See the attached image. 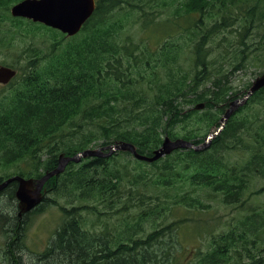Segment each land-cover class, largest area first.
<instances>
[{
    "label": "trees",
    "instance_id": "16d2710c",
    "mask_svg": "<svg viewBox=\"0 0 264 264\" xmlns=\"http://www.w3.org/2000/svg\"><path fill=\"white\" fill-rule=\"evenodd\" d=\"M19 1L0 0V11L21 27L50 32L51 39L43 47H27L22 63L16 69L7 64L17 71V77L8 94L0 97V168L7 169L16 165L17 173L13 175L36 179L56 168L59 155L72 157L98 142V145L128 142L136 147L138 153L151 155L166 136L170 139L183 138L195 144L202 140L205 135L201 130L202 124H209L207 119L199 120L198 124L199 121L190 118L187 122L179 123L180 127L175 129L177 122L184 119V104L188 106L194 102L190 98L196 93L192 89L194 84L188 85L190 92L181 96H178V92L171 93L169 89L165 93L159 92L156 94L159 108L153 111L141 109L144 94L148 89L149 92L155 89L163 78L155 70H164L169 80H179L170 72L168 66L172 61L167 57L164 62L152 67L150 76L152 81L157 76L155 83L139 92L137 86L143 72L131 66L135 58L128 53L123 31L125 28H116L114 19L107 21L105 17L109 11L122 10L120 3L124 0L97 1L95 11L78 34L80 36L71 38L43 25L11 18L9 7ZM136 1H142L143 4L145 0ZM225 1L182 0L174 10V18L178 20L183 15L192 14L197 16L199 21L197 25L193 24L192 29L207 26L208 32L205 35L212 41L208 45H212L216 39L211 34L215 36L230 25L225 21V16L221 21L201 19L210 8L220 13L225 8ZM240 1L248 4V15L237 17L241 21L238 19L236 27L230 28H235L234 36L242 40L251 19L264 21V11L249 15L250 11L257 9L256 1ZM215 2L219 5H213ZM232 2L228 0L229 4ZM124 4L129 5L126 2ZM13 32L10 28L4 30L7 36ZM21 32L22 28L17 31V35L21 36ZM90 32L93 34L89 37ZM112 32H116L122 41L116 39ZM202 36L199 35V38ZM111 37L118 40V43L110 41ZM204 45L205 38H202L197 42L191 41L188 46V51H193L191 61L195 65L198 64ZM119 51H122V55H116ZM125 56L131 59L125 62ZM149 63V60L145 61V64ZM234 65L231 64L232 71L237 69ZM216 89V92L208 91L210 95L206 100L197 102L204 103V108L216 104L215 120L218 122L219 113L223 114L233 94H229L226 88ZM262 92L264 89L259 93ZM176 100L183 103L176 106ZM241 114L232 115L223 130L213 138L209 148L203 151L178 150L151 164L133 160L129 153L124 152L115 153L109 158L87 157L82 158L78 164L69 163L66 172L50 178L43 186L47 193L57 194V199L64 202L60 208L64 220L53 234L50 251L56 249L63 254H77L72 264H151L153 261L148 258V253L153 256L157 243L161 244L159 239L165 233L160 225L171 217L168 195H172V179L180 176L183 169L190 171L184 178L209 187L211 192L223 197L224 203L232 202L235 206L243 207L241 197L245 181L242 175L251 178L264 167V141L258 140L259 133L252 134L254 125L259 122V130L264 136V115ZM239 133L241 135L232 141ZM62 137H66V140ZM251 137L261 144L260 150L258 145L248 148L257 144ZM229 145L232 149L228 155H240L234 150L240 147L248 158L250 156V163L239 175L237 164H230L229 168L224 165ZM178 161L184 164L180 165ZM9 177H0V182ZM133 188L138 189L140 194L136 203L128 198ZM15 190L16 186L11 183L2 193L7 191L11 194L10 200L14 201ZM42 201L47 202L44 198ZM81 209L92 215L104 214L106 218L99 231L84 227V221L79 219L78 214ZM123 213L131 214L134 223L124 224L120 218L110 221V217L121 216ZM115 222L119 226L116 231ZM147 224L158 225L148 231ZM89 232L98 234L91 235ZM70 242L74 244L73 251ZM221 243L225 245L223 249ZM221 243L217 247L213 245L210 255L217 259L207 264H226L238 256L237 251L230 255V251L235 248L233 238L225 236ZM157 259L155 264H159ZM114 260L116 262H112ZM248 264H264V260L250 261Z\"/></svg>",
    "mask_w": 264,
    "mask_h": 264
},
{
    "label": "rangeland",
    "instance_id": "374dc122",
    "mask_svg": "<svg viewBox=\"0 0 264 264\" xmlns=\"http://www.w3.org/2000/svg\"><path fill=\"white\" fill-rule=\"evenodd\" d=\"M181 1L145 0L141 4L142 1L124 0L120 3V6L123 7L122 10L109 11L105 16L107 21L114 19L116 28L126 29L123 31L128 53H131L135 58V62L131 66L134 65L136 71L143 72V77L139 79L137 86L139 92H142V88H148L155 83L157 76L155 75L153 81L150 76L155 64L164 62L167 57L172 61L168 67L179 82L169 80L164 70L160 68H158L160 70H155L159 76L163 75V78L155 89L151 92L148 89L144 94L142 110L153 111L159 108L160 104L156 100L157 93H165L169 89L171 93L178 92V96H181L189 93L191 88H188V85L193 84L192 89L196 91L190 96L194 100L193 105L197 101L206 100L210 95L208 91L216 92V87L228 89L229 94H233L230 101L244 95L249 83L251 84L264 70V38L262 37L264 21L259 18L251 19V24L245 31L242 40L234 36L235 28H230V26L236 27L235 24L242 15H248L246 14L249 10H247L248 4L240 0H233L229 4L226 0L225 8L220 13L210 8V11L201 20L213 18L209 22L221 21V18L225 16V21L230 26L215 36L211 34L212 38L216 40L212 45H208L212 41L205 35L208 32L207 26L202 25L192 29L193 24L197 25L199 21L197 16L194 14L183 15L179 17L178 21L174 18V10ZM255 1L257 9L253 12L250 11L249 15L264 11V0ZM125 2L129 5L124 4ZM213 5L218 6L219 3L215 2ZM0 19L2 20L0 23V65L8 64L16 69L22 63V56L27 47H43L51 39L50 32L44 29L21 27L9 20L3 11H0ZM6 28L14 30L12 35L7 36L4 33ZM21 28V36H18L17 31ZM112 33L116 39L122 41L116 32ZM92 34L93 32H90L88 36L90 37ZM199 35L203 36L199 38ZM202 38H205L204 49L198 59V64L195 65L191 61L193 51H188V46L191 41L197 42ZM66 39L64 38V40ZM116 39L111 37L109 40L118 43ZM116 55H122V51ZM130 59L129 56L124 57L125 62ZM146 60H149L150 63L145 64ZM232 63L237 66L235 71L230 68ZM13 83L15 80L8 85L0 84V97L8 94ZM213 87L215 89H211ZM202 90L206 91L202 94L199 93ZM180 103L183 101L176 100L174 102L176 106H179ZM199 103L201 102H197L194 107ZM215 107L218 106L212 104L201 110L193 108L190 110V107L184 104L186 110L184 119L177 122L175 129L180 127L179 123L187 122L190 118L197 121L207 119L209 124H202L201 130L205 135L214 132L219 126V121L215 120ZM252 113L259 116L264 115V92L255 97L248 108L240 109L237 112L242 116ZM221 115L219 113L218 117L220 118ZM252 131V133H259L258 140L264 139L259 130V122H256ZM239 135L241 133L237 134L232 141ZM62 139L66 140V137H62ZM229 146L224 165L229 168L230 164H237L236 171L239 175L242 173V169H246L247 164L250 163L249 153H247L248 158L244 150L238 147L234 150L241 153L240 155H228V151L232 149V146ZM253 147H257V144L248 146V148ZM86 149L95 150L93 144ZM179 164L183 165L184 162ZM18 166L24 168L23 165ZM15 168L16 165L7 169L0 168V177L4 179L16 174ZM187 172L190 173L188 169H183L180 171V176L172 179V195L164 192L170 199L171 217L165 219L160 225L165 233V236L159 239L161 244L157 243L153 256L148 253V258L153 261L151 264H155L156 257H158L159 264H207L217 259L210 255L214 249L213 245L216 244L217 247L225 236H230L235 240V248L230 251V255L234 251L238 252V256L236 255L226 264H240L241 262L248 264L250 261L264 260V167L251 178H245L242 175L245 181L241 197L243 207L235 206L232 202L224 203L223 197L211 192L209 187L192 182L187 177L184 178ZM168 176L170 177V174ZM44 196L47 202L42 201L33 209L34 212L16 216V200H10L11 194L7 191L0 194V264H72L71 261L76 259L77 254H63L56 249H53V252L50 251L53 234L64 220L60 210L64 202L59 201L57 194L52 192L44 193ZM185 196L186 199H184ZM139 197V190L131 189V195L128 198L136 203ZM158 203L161 207L162 203L160 201ZM78 214L79 219L81 218L85 223L84 227L94 231H99L106 218L104 214L92 215L82 209L78 211ZM122 219L124 222L131 221L132 215L124 213ZM157 225L147 224L148 231ZM118 227L115 222V231ZM89 233L91 235L98 234ZM69 245L73 251L74 244L70 242ZM114 247L116 249V244ZM224 247L225 245L221 243V248ZM206 255L209 256L206 258ZM112 262H116V260Z\"/></svg>",
    "mask_w": 264,
    "mask_h": 264
},
{
    "label": "water",
    "instance_id": "95a60500",
    "mask_svg": "<svg viewBox=\"0 0 264 264\" xmlns=\"http://www.w3.org/2000/svg\"><path fill=\"white\" fill-rule=\"evenodd\" d=\"M93 11L94 0H22L10 8V13L13 17H25L31 19L33 22H39L57 29L69 37L74 36L79 32L81 26L91 16ZM15 75L16 71L12 68L0 66V84H7ZM262 86H264V74L255 79L251 88L243 98L230 103L229 108L225 111L220 120L221 129L230 115L241 106L251 94ZM202 107L203 105L200 104L197 106V109ZM219 131L220 130H217V132ZM217 132L212 134L211 137ZM208 142L209 138H206L202 145L195 146L193 143L187 142L183 139L170 141L168 138H165L161 147L153 151L152 156L139 155L136 153L133 145L124 142L115 143L96 150H87L70 158L61 155L59 158V165L53 171L46 173L38 179H24L19 176H12L0 184V190L11 182H17L18 190L15 196L19 213H27L32 210V207L42 198L45 181L53 175L61 172L63 166L69 161L77 162L79 158H85L88 156L108 157L114 151L121 150L130 152L137 160L150 163L160 159L164 155L170 154L176 149H192L200 151L208 146ZM104 150H107V152L104 153Z\"/></svg>",
    "mask_w": 264,
    "mask_h": 264
},
{
    "label": "bare ground",
    "instance_id": "6f19581e",
    "mask_svg": "<svg viewBox=\"0 0 264 264\" xmlns=\"http://www.w3.org/2000/svg\"><path fill=\"white\" fill-rule=\"evenodd\" d=\"M87 150H88V151H91V150H93V149H86V150H82L81 152H84V151H87ZM81 152H79V153H81ZM79 153H77V154H79ZM77 154H76V155H77ZM61 155H62V154H61ZM61 155H59V158H60ZM76 155H75V156H76ZM63 156H64V155H63ZM72 157H74V156H72ZM88 157H96V156H88ZM69 158H70V157H69ZM82 158H83V157L79 158V160H78L77 162H73V161H69V162H67V163L63 166V170H62L61 172H59V173L53 175L52 177H54V176H58V175H61V174L65 171V169L67 168V165H68L69 163L78 164L79 161H80ZM85 158H87V157H85ZM58 165H59V162H58ZM58 165H57V166H58ZM57 166H56V168H57ZM54 169H55V168H54ZM54 169H53V170H54ZM53 170H52V171H53ZM50 172H51V171H50ZM46 173H49V172H45V173H43L42 176L45 175ZM15 176H18V175H15ZM42 176H41V177H42ZM19 177H20V176H19ZM52 177H50V178H52ZM22 178H23V177H22ZM50 178H48V179L45 181V183H46ZM24 179H27V178H24ZM5 180H7V179H5ZM5 180L1 181L0 184H1L2 182H4ZM11 183H13V184L16 186V190H15V195H16V192H17V190H18V183L15 182V181H14V182H11ZM11 183H9V184H11ZM45 183H44V184H45ZM9 184H8V185H9ZM8 185H7V186H8ZM7 186H6V187H7ZM43 186H44V185H43ZM6 187H4L2 190H0V194L2 193V191H3ZM44 193H45V194L47 193V192L45 191V189H43V195H42V198H41V199H40V200H39V201H38V202L32 207L33 209L36 208V207L42 202L43 198L45 197V196H44ZM15 200H16V196H15ZM16 204H17V203H16ZM33 209H32V210H33ZM17 211H18V210H17ZM22 214H25V213H19V211H18V216H21ZM11 221H12V220H11ZM34 261H35V260H34Z\"/></svg>",
    "mask_w": 264,
    "mask_h": 264
}]
</instances>
